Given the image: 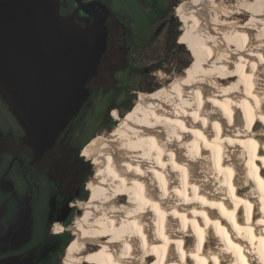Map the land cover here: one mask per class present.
<instances>
[{
    "label": "bare ground",
    "instance_id": "bare-ground-1",
    "mask_svg": "<svg viewBox=\"0 0 264 264\" xmlns=\"http://www.w3.org/2000/svg\"><path fill=\"white\" fill-rule=\"evenodd\" d=\"M231 5L184 2L191 66L86 145L64 264H264V0Z\"/></svg>",
    "mask_w": 264,
    "mask_h": 264
},
{
    "label": "flooded vegetation",
    "instance_id": "flooded-vegetation-1",
    "mask_svg": "<svg viewBox=\"0 0 264 264\" xmlns=\"http://www.w3.org/2000/svg\"><path fill=\"white\" fill-rule=\"evenodd\" d=\"M53 1L61 16L104 35V49L85 83L86 100L41 154L0 95V264L58 263L87 196L82 138L91 119L101 109L106 117L128 108L142 80L151 83L144 76L169 70L181 49V0Z\"/></svg>",
    "mask_w": 264,
    "mask_h": 264
},
{
    "label": "water",
    "instance_id": "water-1",
    "mask_svg": "<svg viewBox=\"0 0 264 264\" xmlns=\"http://www.w3.org/2000/svg\"><path fill=\"white\" fill-rule=\"evenodd\" d=\"M103 37L61 16L53 0H0V95L39 154L86 100Z\"/></svg>",
    "mask_w": 264,
    "mask_h": 264
},
{
    "label": "rangeland",
    "instance_id": "rangeland-1",
    "mask_svg": "<svg viewBox=\"0 0 264 264\" xmlns=\"http://www.w3.org/2000/svg\"><path fill=\"white\" fill-rule=\"evenodd\" d=\"M216 1L218 3L221 2L223 4H227V5L232 4L236 6V3L239 0H216ZM181 2L182 3L179 6L181 9L179 8V11H180V14L183 16V14L185 13V10L182 12L184 2L185 3L190 2V0H181ZM242 9L243 8L239 9L238 11L241 12V21L245 22L249 18V14L243 11ZM182 16H181V19H179L181 20V23L183 25V31L179 37V43L181 41L180 38L182 37L185 31V24L182 20ZM180 46H181L180 51L175 56H173L174 57L173 63L167 66L169 70L164 69V68H158L153 71L152 75L144 76V78L149 79V82L151 83L147 85L145 84L144 80H142V86L138 89L135 88V91L133 93V101L130 103L128 108L112 109L106 117L104 116V110L102 109L101 111L98 110L95 113V118L91 119L90 121L91 122L90 127L83 134V138H82L83 143L87 142L86 145L89 143L91 144L95 139H98L102 135L111 133L116 128V126L119 125L120 121L123 119L125 114L131 112V110L133 111L135 108L138 107L140 101H142L141 94L153 92L154 90L158 89L162 85V81L160 80L162 77L168 78L167 83H169V80L172 77L176 75H181L187 68H189L191 66L190 63L194 61V57L190 54V51L186 48L185 45H182L180 43ZM86 145L83 147V152H84ZM83 159H84V162L86 160V164H88V169H89L87 173V180H86V190H87L88 181L95 176V168H94L93 157L91 155L89 157L83 155ZM90 196H91L90 193L87 191L86 198L78 202V212L74 214L71 222L67 226V228L69 229L67 232L69 235L68 243L66 247L64 248L61 254V258L57 264H64V257L66 254V250L70 246L72 239L74 238L73 229L75 227V221L82 214V208L80 204L87 201ZM179 251L181 250L179 249Z\"/></svg>",
    "mask_w": 264,
    "mask_h": 264
},
{
    "label": "snow or ice",
    "instance_id": "snow-or-ice-1",
    "mask_svg": "<svg viewBox=\"0 0 264 264\" xmlns=\"http://www.w3.org/2000/svg\"><path fill=\"white\" fill-rule=\"evenodd\" d=\"M213 207H215V205H213Z\"/></svg>",
    "mask_w": 264,
    "mask_h": 264
}]
</instances>
